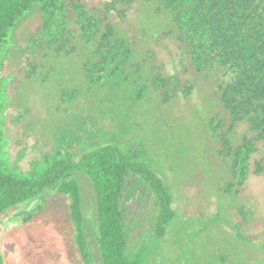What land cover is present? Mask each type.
Here are the masks:
<instances>
[{
  "label": "rangeland",
  "instance_id": "374dc122",
  "mask_svg": "<svg viewBox=\"0 0 264 264\" xmlns=\"http://www.w3.org/2000/svg\"><path fill=\"white\" fill-rule=\"evenodd\" d=\"M82 2L100 16L108 14L133 44L131 59L92 82L85 65L93 47L76 36L65 50L49 49L41 37L42 13L31 10L11 34L4 58L7 150L1 156L11 169L28 173L67 148L80 154L120 146L166 181L177 210L167 235L154 238L156 202L142 189V200L126 218L128 253H142L143 264H264V141L255 140L248 122L232 123L219 101V83L228 80L222 68L196 71L170 15L144 0ZM106 6L113 10L107 13ZM31 66L37 72L28 78ZM155 79L168 87L156 89ZM224 138L233 147L244 139L256 144L244 184L233 178ZM74 176L82 192L86 246L92 263L100 264L96 194L89 177ZM40 204L43 210L28 219ZM69 204L51 190L0 217L4 263L84 264Z\"/></svg>",
  "mask_w": 264,
  "mask_h": 264
},
{
  "label": "trees",
  "instance_id": "16d2710c",
  "mask_svg": "<svg viewBox=\"0 0 264 264\" xmlns=\"http://www.w3.org/2000/svg\"><path fill=\"white\" fill-rule=\"evenodd\" d=\"M158 12L169 14L177 38L191 66L199 73L218 64L224 79L218 86L219 101L232 123L248 122L255 140L264 141V0H144ZM113 7V4L111 5ZM33 9L42 13V34L49 49L62 50L76 38L93 47L85 69L92 82H100L111 66L129 61L133 44L121 37L108 14L88 10L82 0H0V217L17 207L43 200L54 190L70 201V217L84 264H93L86 246L82 192L75 173L92 182L97 200L96 241L100 264H143L142 253L130 254L127 216L143 191L156 202L153 237L164 238L177 220V210L166 181L134 152L115 144H104L77 154L67 148L21 173L1 156L5 144V113L1 109L6 92L4 58L11 34ZM109 13L111 8L106 6ZM37 68L31 66L28 78ZM101 75V76H99ZM102 77V78H103ZM156 89L168 87L155 79ZM189 92L191 90L189 89ZM167 96V95H166ZM233 178L244 184L256 152L253 140L233 147L223 139ZM261 172L263 168L259 169ZM43 204L28 213L43 210ZM0 264H5L0 257Z\"/></svg>",
  "mask_w": 264,
  "mask_h": 264
},
{
  "label": "water",
  "instance_id": "95a60500",
  "mask_svg": "<svg viewBox=\"0 0 264 264\" xmlns=\"http://www.w3.org/2000/svg\"><path fill=\"white\" fill-rule=\"evenodd\" d=\"M29 211V210H28Z\"/></svg>",
  "mask_w": 264,
  "mask_h": 264
}]
</instances>
